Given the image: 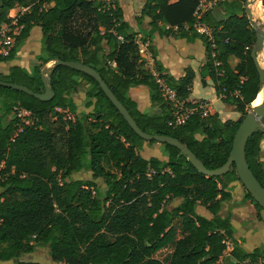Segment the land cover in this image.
<instances>
[{
	"label": "trees",
	"instance_id": "1",
	"mask_svg": "<svg viewBox=\"0 0 264 264\" xmlns=\"http://www.w3.org/2000/svg\"><path fill=\"white\" fill-rule=\"evenodd\" d=\"M15 6L28 10L10 25L8 13ZM197 7V0H146L136 21L141 26L148 19L154 29L159 23L169 26L164 35L174 28L181 36L193 32L202 39L206 60L200 74L241 115L237 121L196 111L182 125L170 127L173 109L140 56L137 34L113 0H0V27L9 26L13 39L7 53L0 54V63L14 60L32 29L38 27L42 34L39 64L30 71L12 67L7 75L0 74V82L43 93V64L82 63L96 70L140 130L178 140L207 170H216L226 163L234 134L260 92L250 57L255 31L243 8L222 20L211 11L200 16L198 21L212 30L223 70L219 77L210 45L193 30ZM232 56L239 60L234 68L228 62ZM155 71L178 100L195 107L187 102L193 71L178 80L162 74L158 66ZM49 78L54 96L47 102L0 87V262L18 260L43 245L53 264H264V246L246 252L234 238L230 215L219 216L222 204L232 201L230 185L239 182L234 166L224 175L206 178L165 144L159 145L166 161L143 158L138 152L144 141L95 80L63 66ZM82 82L87 84L84 108L90 112L79 115L72 95ZM135 87L148 91L153 113L138 111L128 97ZM14 108L29 112L28 124L13 116ZM263 139L262 132L248 138L245 159L264 188L259 162ZM82 170L91 172L92 180L70 179ZM245 199L262 221L263 210L246 190ZM174 200L180 203L168 210ZM199 207L212 217L200 216Z\"/></svg>",
	"mask_w": 264,
	"mask_h": 264
},
{
	"label": "crops",
	"instance_id": "2",
	"mask_svg": "<svg viewBox=\"0 0 264 264\" xmlns=\"http://www.w3.org/2000/svg\"><path fill=\"white\" fill-rule=\"evenodd\" d=\"M119 8L122 10L123 21L128 24L130 30L137 34V42L139 43V53L140 56L146 62V68L152 72V74L158 73L155 71L156 66L162 69V74L168 75L175 80L181 79L186 75L188 70L194 72V79L192 81V89L190 95L187 99V102L196 103V102H205L208 103L211 108V114H219L217 110L214 109V103L221 101L220 97L216 95L213 83L209 77L202 78L200 74V68L205 64L206 60V50L203 40L199 37L193 36V32L187 33L184 36H181L180 33L176 29H171V33L169 35H164L162 31L168 30L170 27L167 25L158 24L157 27L151 28L148 26V19H144L141 26L137 24L136 18L141 13L146 0H127L126 4H122L121 0H114ZM174 1V0H172ZM241 8H244V3L238 2L236 0H223L218 7H216L211 12L216 20H222L226 18L231 13H237ZM170 30V29H169ZM185 30L187 27L185 26ZM36 32V39L32 36V32ZM144 38L145 42L140 43V39ZM41 41L42 34L38 27L32 29L29 34V37L26 39L22 47L16 53V56L13 61L7 63H0V74L7 75L9 70L12 67H19L30 71L34 65H37V59L35 55L32 54L33 51L39 45V52L41 49ZM229 65L231 68H234L239 60L235 57H230ZM39 64V63H38ZM114 66V64L112 65ZM210 89L213 91L215 96V100H213V95L210 94ZM128 97L135 102L137 105L138 111L142 113H153L156 108L151 104L149 100V93L143 87H135L131 88L128 91ZM222 102V101H221ZM76 105V104H75ZM230 105H223L222 112L224 115L227 114L226 109ZM226 107V108H225ZM221 111V108H218ZM220 117V116H219ZM240 114H237L235 119H221L223 121L231 120L237 121L240 118ZM156 158V157H155ZM259 162L264 167V139L260 142V151H259ZM233 201V200H232ZM231 201V202H232ZM222 204L221 210L219 212V216L221 218L226 217V215L231 216V223L234 231V238L239 242V245L246 252H251L255 248L259 246L262 242H264V235H256L252 234L251 241H248V238L245 236L238 235L236 231V222H234L233 218V207L239 208L238 210H242L246 208V204L242 201L240 204L237 202L235 205L232 203L229 207L230 203ZM175 207L180 203V200L174 201ZM174 207V208H175ZM173 208V209H174ZM203 209V207H199L197 209V213L202 216L199 212V209ZM172 210V209H171ZM206 210V209H205ZM237 210V209H235ZM239 211V212H240ZM231 213V214H230ZM238 213V212H237ZM207 219H210L211 214H207L205 216ZM264 218H262V221ZM255 222L254 227H259ZM262 225V224H261ZM256 235V236H255ZM227 254V253H225Z\"/></svg>",
	"mask_w": 264,
	"mask_h": 264
},
{
	"label": "water",
	"instance_id": "3",
	"mask_svg": "<svg viewBox=\"0 0 264 264\" xmlns=\"http://www.w3.org/2000/svg\"><path fill=\"white\" fill-rule=\"evenodd\" d=\"M248 6L249 3H245L243 9L251 28L255 31V43L251 49L250 57L258 75L260 92H262L263 98L260 104L255 106L252 105L251 112L242 119L239 127L234 134L231 151L226 163L216 170H207L202 162L198 160L195 155L178 140L168 136L149 135L140 130L133 118L130 116L129 112L118 101V99L114 96L108 86L102 81L96 70L82 63L53 60L43 64L40 68V77L44 87L43 93H34L24 86L5 82H0V87L15 90L42 102H47L54 96L50 88L49 77L58 66H63L71 70L83 73L97 82L106 98L123 117L130 129L144 142L154 141L157 144H165L177 149L183 156L186 157V159L194 167V169L206 178L224 175L230 170L231 166H234L237 178L241 186L264 212V188L254 177L245 159V145L248 138L255 132L264 133V68H262L258 62V53L262 52L264 49V25L254 22L252 12Z\"/></svg>",
	"mask_w": 264,
	"mask_h": 264
},
{
	"label": "rangeland",
	"instance_id": "4",
	"mask_svg": "<svg viewBox=\"0 0 264 264\" xmlns=\"http://www.w3.org/2000/svg\"><path fill=\"white\" fill-rule=\"evenodd\" d=\"M102 1L106 2V3L110 2V0H102ZM121 2H122V4H126L128 1L127 0H121ZM245 3H249L248 7L251 10V12H253L252 10H254L255 7H258V12H260V17H257V18L253 17V20L255 23L264 25V0H244V4ZM8 33H9V31H8ZM32 36L36 39V32L35 31L32 32ZM41 47H42V41H41ZM262 53L264 54V49L262 52L258 53V62H259V57L262 55ZM32 54L35 55L36 58H38V56H40L39 45L35 49V51L32 52ZM37 64H38V62H37ZM263 66H262V68H264ZM86 88H87V84L85 82H82L79 90L75 94L72 95L73 101L77 106V114H79V115L88 114L90 112V110H87L84 108ZM209 92L211 95H213V100H215V96L213 94V91L210 89ZM223 105H227V104H224L221 101L214 103V109L219 112L218 116H220L223 120L224 119H235L237 117L238 113L236 111H234V108L227 106V107H229V109H226L228 111H227V114L224 115V112H222V110H224L222 108ZM218 108H221V111ZM250 112H251V109L248 110V113H250ZM138 153L143 158H146V159L151 158V157H156L162 161H166L167 157H168V155L164 152L162 147H160V145L157 143L149 145L147 142H144L141 150ZM70 179L72 181H76V180L89 181V180H92V174L89 171L82 170L80 172L73 173L71 175ZM96 182L100 187H103L100 180H98ZM230 190H231V196H232L233 201L230 203L229 207L232 205V203H233V205H235L237 202H239V204H240L242 201L246 204V208L242 209L241 211L238 210L241 207H239V208L233 207V209H234L233 220H234V222H236V227H237L236 231L238 232V235L245 236L246 238H248V241H251V238L253 237L252 234H256V235H262L263 234L264 235V221L261 222L260 220L257 219V213H256L252 203L245 199V190L241 186V184L239 182L232 183L230 185ZM1 192H2V190H0V193ZM174 201L169 203L166 206V208L168 210H171L175 207L176 203H174ZM232 206H231V208H232ZM235 209H237V210H235ZM199 212L202 216L209 214V212L207 210H205V208H203V209L200 208ZM262 216L264 218V215H262ZM255 222H260V223H257V225L259 227H254L253 224ZM260 245L264 246V242H262ZM229 250L227 252H229ZM17 261L26 262L28 264H53L51 262V259H50L48 247L43 246V245L37 246L33 250V252L30 254L21 255L18 260L14 259V260H11L9 262H0V264H16Z\"/></svg>",
	"mask_w": 264,
	"mask_h": 264
},
{
	"label": "built area",
	"instance_id": "5",
	"mask_svg": "<svg viewBox=\"0 0 264 264\" xmlns=\"http://www.w3.org/2000/svg\"><path fill=\"white\" fill-rule=\"evenodd\" d=\"M198 7L195 12L196 22L193 25V30L203 38L206 39L207 43L210 45L211 49V58L214 61V66L216 69V75L221 77L223 76V70L219 69L221 63L216 59V45L213 40L212 30L206 26L204 23L199 22V18L202 14L210 12L214 10L223 0H197ZM28 10V8H22L19 6H15L8 13V18L10 19V25H16L18 19ZM8 31L10 32L9 26L2 25L0 27V54L5 55L8 49L11 47L13 43V39L8 36ZM15 33V32H14ZM7 47L8 49H5ZM156 78V83L159 87V90L162 94L163 99L168 102L173 109V119L169 122L170 127H176L182 125L184 121L192 115L196 111H200L203 116H207L211 114V108L208 103L205 102H196L192 104H196L193 108H188L185 105L184 101H180L176 98V94L173 90H170L164 83V81L158 78V75L153 74ZM225 98L223 95L220 99ZM13 116L20 119L21 122L28 124L29 121L27 118L30 116L29 112L14 108ZM69 119H73L72 115L68 114Z\"/></svg>",
	"mask_w": 264,
	"mask_h": 264
},
{
	"label": "bare ground",
	"instance_id": "6",
	"mask_svg": "<svg viewBox=\"0 0 264 264\" xmlns=\"http://www.w3.org/2000/svg\"><path fill=\"white\" fill-rule=\"evenodd\" d=\"M252 11H253L252 12L253 13L252 15H253L254 18L260 17V12H258V7H255L254 10H252ZM259 64H260L261 67L264 65V54L263 53L259 57ZM262 98H263L262 92H260L258 94L256 100L254 101L253 106L260 104L262 102Z\"/></svg>",
	"mask_w": 264,
	"mask_h": 264
}]
</instances>
